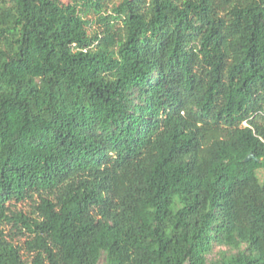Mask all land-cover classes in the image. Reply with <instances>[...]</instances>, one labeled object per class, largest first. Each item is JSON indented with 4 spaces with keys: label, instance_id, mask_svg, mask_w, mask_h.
Listing matches in <instances>:
<instances>
[{
    "label": "trees",
    "instance_id": "16d2710c",
    "mask_svg": "<svg viewBox=\"0 0 264 264\" xmlns=\"http://www.w3.org/2000/svg\"><path fill=\"white\" fill-rule=\"evenodd\" d=\"M259 169L264 0H0V264H264Z\"/></svg>",
    "mask_w": 264,
    "mask_h": 264
},
{
    "label": "rangeland",
    "instance_id": "374dc122",
    "mask_svg": "<svg viewBox=\"0 0 264 264\" xmlns=\"http://www.w3.org/2000/svg\"><path fill=\"white\" fill-rule=\"evenodd\" d=\"M60 1L63 2V3L69 2V0H60ZM112 1H114V0H112ZM257 176H258V178H259L260 181H263V179H264V170L263 169H259L257 171ZM18 206L21 207V208L27 209V205L26 204L18 205ZM220 249H223V248H219V247L214 248L212 254L209 255L208 258L209 259H216L218 257L217 256V253H218V251ZM102 263H103V258L101 259V261L99 262V264H102Z\"/></svg>",
    "mask_w": 264,
    "mask_h": 264
},
{
    "label": "water",
    "instance_id": "95a60500",
    "mask_svg": "<svg viewBox=\"0 0 264 264\" xmlns=\"http://www.w3.org/2000/svg\"><path fill=\"white\" fill-rule=\"evenodd\" d=\"M251 159H254V156L252 154H250V155L247 156L246 161H249Z\"/></svg>",
    "mask_w": 264,
    "mask_h": 264
}]
</instances>
